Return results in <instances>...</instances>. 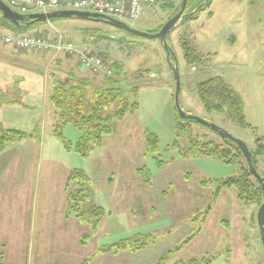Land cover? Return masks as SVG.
<instances>
[{
  "label": "rangeland",
  "instance_id": "rangeland-1",
  "mask_svg": "<svg viewBox=\"0 0 264 264\" xmlns=\"http://www.w3.org/2000/svg\"><path fill=\"white\" fill-rule=\"evenodd\" d=\"M180 2H158L132 27L156 32L173 12L166 4L176 8ZM184 27L192 46L208 58L207 68L185 64L179 44ZM24 34L42 35L51 43L63 38L73 42L77 52L18 51L3 42L5 36L18 35L0 16V141L6 130L30 140L9 143L5 135V147L0 151V229L7 238L0 244L3 264H42L41 257L46 264L49 257L56 264H176L214 255L211 264H264L257 208L240 203L234 189L215 196L212 184H200L236 175L243 161L236 167L209 157L183 158L177 150L166 149L175 138L171 63L179 68L184 112L218 126L249 150L254 148L255 138L264 137V2L211 0L195 20L179 23L169 33L168 59L159 40L90 20L57 19ZM85 53L99 55L107 65L120 68L117 79L122 83L117 85L125 90L135 86L136 95L130 99L138 109L114 120L111 133L83 158L73 148L80 135L72 125L60 130L70 141V150L54 135L58 119L49 99L52 85L48 77L56 72L61 73L60 79H67L68 73L75 72L90 80L91 89L107 90L103 71L83 66L80 54ZM139 73L142 76L135 79ZM216 75L241 97L250 128L203 109L196 84ZM67 86L62 85L68 91ZM88 101L92 103V96ZM114 110V104L108 105L100 115ZM192 126L219 142L208 128ZM146 129L159 139L161 167L152 156L144 155ZM261 160L257 169L264 174V154ZM74 170L84 173L88 181L76 193L78 218L66 215L68 220L63 223L66 178ZM43 221L58 224V228L51 227V233ZM131 238L130 248L114 249Z\"/></svg>",
  "mask_w": 264,
  "mask_h": 264
},
{
  "label": "trees",
  "instance_id": "trees-1",
  "mask_svg": "<svg viewBox=\"0 0 264 264\" xmlns=\"http://www.w3.org/2000/svg\"><path fill=\"white\" fill-rule=\"evenodd\" d=\"M262 1L264 2V0ZM190 2H192L191 5ZM210 2L211 0H188L187 8L180 24L185 23L187 25L188 22L195 20L197 13L207 8ZM179 5L175 8L173 3L166 4V7L173 8V12L169 18L177 12ZM55 20L57 19L50 21ZM1 21L6 23L15 35L23 34L28 29L43 24V22H34L32 24L30 23L31 20L26 19L24 22L19 23V25H14L2 16ZM27 23L30 24L27 25ZM98 23L107 25L102 22ZM179 44L186 65L208 66V58L192 46L191 40L186 35L185 27L180 35ZM108 66L112 69L113 73L112 75H102L103 82L109 87L102 92L96 91L93 88L91 89L90 80L86 77L77 76L75 72L73 74L68 73L67 75L69 77H66L67 79L65 77H61L60 79L61 73L57 74L56 72H52L50 77H48L50 85H52L49 99L57 110L56 116L58 119L57 125L55 126L57 129L54 130V135L59 138L67 150H70L72 145L70 141L62 136L60 130L63 126L72 125L80 135L73 148L83 158L88 156L94 146L100 145L104 136L111 133L114 120L122 119L129 110L138 109L137 103L133 99H130L136 95L135 86L127 90L119 87L117 83H122L121 80L117 79L120 68L115 65ZM141 76L142 73H139L134 78L136 79ZM63 83L68 85V91L62 87ZM196 95L206 112L214 113L218 116L223 115L225 121L241 128H250V125L244 119V107L241 97L223 77L219 75L209 76L207 79L198 82L196 84ZM91 96L92 103L88 101V99H91ZM111 104H114V112L104 117L101 116V109ZM193 123H195L193 120L180 118L176 112L173 127L175 138L172 144L167 146L166 149L168 151L173 149L177 150L183 158L209 157L226 164L235 165L236 167H239L240 161H243L244 166L238 168L236 175L212 181L205 180L200 184L203 187L207 184H212L215 187V196L224 189H234L236 191V198L240 203L254 205L258 210V207L263 202L261 184L250 173L239 147L231 140L221 138L215 133L214 135L218 138L219 142L211 140L207 135L199 134L192 126ZM5 135H7V138ZM1 137L0 149L5 146V138L10 142L14 139L23 138V135L12 130H6ZM143 138L144 155L147 157L152 156L157 166H163L161 164V157L158 154L159 139L157 135L146 129ZM255 139L254 148L249 151L251 153L252 164L257 169L258 158L264 153V139ZM260 176L264 179V174L260 173ZM87 181L86 175L81 171L74 170L68 174L65 185V191L67 192V216L70 217L73 214L75 218H78L76 216V212L78 211H75L76 208L74 207L77 205L76 193L77 190L78 192L83 190V186H85ZM87 192V190L84 191L85 197L89 195V192ZM132 239L120 241L118 245L114 246V249L122 250L126 247H131V244L134 242ZM215 256L211 258L203 257L199 261L191 260L176 264H211L212 260L216 258ZM0 264H3L1 257Z\"/></svg>",
  "mask_w": 264,
  "mask_h": 264
},
{
  "label": "built area",
  "instance_id": "built-area-1",
  "mask_svg": "<svg viewBox=\"0 0 264 264\" xmlns=\"http://www.w3.org/2000/svg\"><path fill=\"white\" fill-rule=\"evenodd\" d=\"M12 11L20 15L33 13H49L61 10H72L89 12L116 20H120L129 25H133L144 14L145 10L158 2L166 0H0ZM3 42L14 45L19 50H35L43 52L53 50L55 52L64 51L66 54L77 52L73 42L57 38L55 43H51L46 37L38 35L33 37L21 34L18 36H5ZM81 61L83 66L94 72H102L112 75V69L98 55L85 53Z\"/></svg>",
  "mask_w": 264,
  "mask_h": 264
},
{
  "label": "water",
  "instance_id": "water-1",
  "mask_svg": "<svg viewBox=\"0 0 264 264\" xmlns=\"http://www.w3.org/2000/svg\"><path fill=\"white\" fill-rule=\"evenodd\" d=\"M187 2L188 0H181L179 9L175 14L169 18L163 25L160 26V28L156 32H141L138 29L133 28L131 25L122 22L120 20H116L110 17L89 13V12H80V11H72V10H61V11H55L51 13H35V14H29V15H20L16 12L12 11L10 8H8L5 4H3L0 1V13L1 16L9 21L10 23L14 25H19V23L24 22L26 19L31 20L30 23L34 22H49L52 19H66V18H74V19H83V20H90L95 22H102L107 24L110 27L119 29L121 31L127 32L131 35L140 36L146 39H157L160 41L167 59L171 55V49L167 43V38L169 33L174 29L182 20V17L185 13V10L187 8ZM201 7V6H200ZM30 23H27L29 25ZM172 67V74L175 81L174 86V95H173V101H174V107L175 110L180 118H186L193 120L195 123L200 124L201 126H204L208 128V130L214 132L221 138H226L228 140H231L234 142L240 149L246 165L250 171V173L254 176L255 179L261 184L262 188V194H263V202L258 207L257 213H256V223L259 230V236L262 244V248L264 250V179L261 178L260 173L258 172V169H256L251 160V153L247 146L244 144V142L235 139L232 137L228 132L224 131L223 129L219 128L218 126L211 124L203 119H200L198 117L191 116L184 112L180 105V75H179V68L176 63L169 64Z\"/></svg>",
  "mask_w": 264,
  "mask_h": 264
},
{
  "label": "crops",
  "instance_id": "crops-1",
  "mask_svg": "<svg viewBox=\"0 0 264 264\" xmlns=\"http://www.w3.org/2000/svg\"><path fill=\"white\" fill-rule=\"evenodd\" d=\"M237 1H242V0H237ZM258 1H261V2H263L262 0H258ZM210 6V5H209ZM208 6V7H209ZM207 7V8H208ZM209 16L210 15H212V13L210 12L209 14H208ZM203 54V53H202ZM186 64V63H185ZM205 68H207V67H205ZM257 138H262V139H264V137H257ZM21 139H23L22 141L24 142H30V140H28V138H19V139H14V140H16L17 142L19 141V140H21ZM13 141V140H12ZM11 142V141H10ZM9 142V143H10ZM5 147V146H4ZM3 147V148H4ZM3 148L2 149H0V151H2L3 150ZM264 154V153H263ZM261 156L258 158V167L260 166V163H261ZM67 206V205H66ZM64 216V218L65 219H62V222L64 223V221H67L68 220V218L66 217V214L65 215H63ZM44 222V224L46 225V226H49L50 228L51 227H56V228H58V224L56 225V224H53V225H50V223H51V221H50V223L48 224V222L47 221H43ZM65 225V224H64ZM3 227H4V229H7V225L5 226V225H3ZM27 227H28V224L26 223L25 224V226H24V230H25V232H26V230H27ZM12 229H13V227H12ZM57 230V232H58V229H56ZM52 231H53V229L51 228V233H52ZM14 233L15 234H17L16 233V231H14ZM50 233V234H51ZM7 241V238L6 237H3V228H2V230L0 229V244H4L5 242ZM12 242H15V241H12ZM51 253L53 252L54 253V251L53 250H51L50 251ZM29 251H27V258H29ZM56 258V257H55ZM49 259H50V262H49V264H56L57 263V261H53L50 257H49ZM46 259H44L43 260V258L41 257V261H42V264L44 263V264H46L47 262L45 261ZM8 262V261H7Z\"/></svg>",
  "mask_w": 264,
  "mask_h": 264
}]
</instances>
